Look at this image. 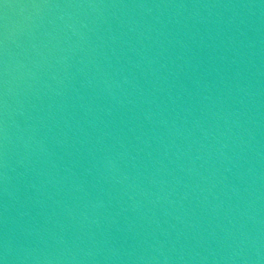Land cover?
Masks as SVG:
<instances>
[{
	"label": "water",
	"instance_id": "water-1",
	"mask_svg": "<svg viewBox=\"0 0 264 264\" xmlns=\"http://www.w3.org/2000/svg\"><path fill=\"white\" fill-rule=\"evenodd\" d=\"M4 264H264V0H0Z\"/></svg>",
	"mask_w": 264,
	"mask_h": 264
},
{
	"label": "clouds",
	"instance_id": "clouds-1",
	"mask_svg": "<svg viewBox=\"0 0 264 264\" xmlns=\"http://www.w3.org/2000/svg\"><path fill=\"white\" fill-rule=\"evenodd\" d=\"M0 264H4V262H3V260H2V259H0Z\"/></svg>",
	"mask_w": 264,
	"mask_h": 264
}]
</instances>
